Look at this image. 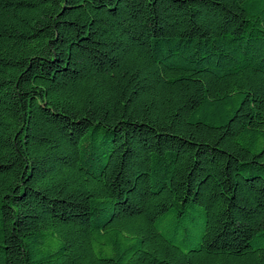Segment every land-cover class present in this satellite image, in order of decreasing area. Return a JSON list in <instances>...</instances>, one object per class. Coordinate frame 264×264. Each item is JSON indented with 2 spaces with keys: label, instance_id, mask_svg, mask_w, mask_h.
<instances>
[{
  "label": "trees",
  "instance_id": "16d2710c",
  "mask_svg": "<svg viewBox=\"0 0 264 264\" xmlns=\"http://www.w3.org/2000/svg\"><path fill=\"white\" fill-rule=\"evenodd\" d=\"M0 264H264V0H0Z\"/></svg>",
  "mask_w": 264,
  "mask_h": 264
}]
</instances>
